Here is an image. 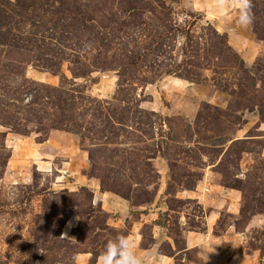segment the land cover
I'll use <instances>...</instances> for the list:
<instances>
[{"label": "rangeland", "instance_id": "obj_1", "mask_svg": "<svg viewBox=\"0 0 264 264\" xmlns=\"http://www.w3.org/2000/svg\"><path fill=\"white\" fill-rule=\"evenodd\" d=\"M0 0V264H264V0Z\"/></svg>", "mask_w": 264, "mask_h": 264}, {"label": "clouds", "instance_id": "obj_2", "mask_svg": "<svg viewBox=\"0 0 264 264\" xmlns=\"http://www.w3.org/2000/svg\"><path fill=\"white\" fill-rule=\"evenodd\" d=\"M251 0H241L234 20L241 27H248L252 23ZM137 241L124 233L116 235L106 242L99 254V264H150L158 254V247L140 254Z\"/></svg>", "mask_w": 264, "mask_h": 264}]
</instances>
